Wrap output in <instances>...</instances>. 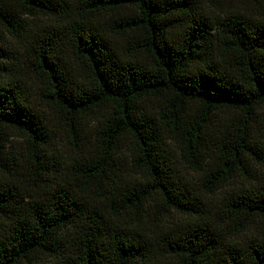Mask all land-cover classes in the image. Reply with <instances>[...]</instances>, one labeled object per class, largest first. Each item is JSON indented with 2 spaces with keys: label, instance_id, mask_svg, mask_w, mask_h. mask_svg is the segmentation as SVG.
Returning a JSON list of instances; mask_svg holds the SVG:
<instances>
[{
  "label": "trees",
  "instance_id": "obj_1",
  "mask_svg": "<svg viewBox=\"0 0 264 264\" xmlns=\"http://www.w3.org/2000/svg\"><path fill=\"white\" fill-rule=\"evenodd\" d=\"M0 264H264V0H0Z\"/></svg>",
  "mask_w": 264,
  "mask_h": 264
}]
</instances>
